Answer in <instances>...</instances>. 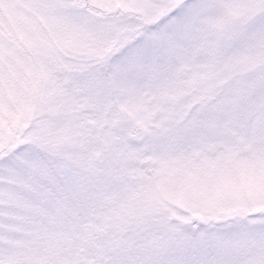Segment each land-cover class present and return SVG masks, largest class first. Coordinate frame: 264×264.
Masks as SVG:
<instances>
[{"label":"snow or ice","instance_id":"1","mask_svg":"<svg viewBox=\"0 0 264 264\" xmlns=\"http://www.w3.org/2000/svg\"><path fill=\"white\" fill-rule=\"evenodd\" d=\"M0 264H264V0H0Z\"/></svg>","mask_w":264,"mask_h":264}]
</instances>
